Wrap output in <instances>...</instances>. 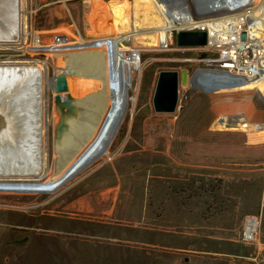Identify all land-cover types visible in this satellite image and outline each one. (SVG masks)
Segmentation results:
<instances>
[{
    "label": "rangeland",
    "instance_id": "rangeland-1",
    "mask_svg": "<svg viewBox=\"0 0 264 264\" xmlns=\"http://www.w3.org/2000/svg\"><path fill=\"white\" fill-rule=\"evenodd\" d=\"M111 1L122 0H26L24 48H0V60L46 64L45 154L52 168L40 179H0V264H178L179 254L194 250L207 253L187 264H264V227L258 222L255 239L244 242L239 221L257 215L255 169L264 163V139L256 133H264V122L244 118L221 127L219 117L210 122L207 112L217 102L244 100L264 110V98L254 89L210 91L179 82L175 111L154 112L159 71L186 70L191 77L197 68L216 67L218 55L178 46L176 33L183 27L170 31L169 43H137L134 37L162 26L152 23L155 14L140 23L129 18L128 31L136 28L137 34H109L114 29L103 6ZM15 3L0 0V39L17 33ZM197 3L185 0L184 6L195 19ZM153 4L180 23L178 12ZM33 35L43 45L32 47ZM64 37L71 42H54ZM61 67L71 82L83 77L81 93L56 94L55 69ZM22 76L21 91L36 94L37 79ZM13 78L0 73L6 129L13 126V112L22 110L9 106L18 100L9 86ZM28 147H8L0 168L31 164ZM215 249L250 258L209 254Z\"/></svg>",
    "mask_w": 264,
    "mask_h": 264
},
{
    "label": "bare ground",
    "instance_id": "bare-ground-1",
    "mask_svg": "<svg viewBox=\"0 0 264 264\" xmlns=\"http://www.w3.org/2000/svg\"><path fill=\"white\" fill-rule=\"evenodd\" d=\"M154 1L158 2L162 10H164L165 12L166 11L178 12V14H180L181 16L180 23L179 24L174 23L172 20L169 19V17H167V15L166 17H163V13H161L160 10L157 9L153 4V0H132V2L129 0H122L115 2L111 1V3H108V5L103 6V11L111 19L110 22L111 25H113V29H114V31L109 34H113L114 36H120L126 33L137 34L138 30H136V28H133L134 32L128 31L127 25H130L128 24L129 18L130 17L137 19L139 18L138 22L140 23L141 17L147 18L155 14L151 18L152 23L153 24L161 23L162 26L161 27L157 26L158 28L153 26L154 29H152L151 34L146 36H140L139 34V36L137 35V37H134V39H136V41L139 40V42L137 43L142 44L144 46H157L163 43H169V38H171L170 31L173 29L182 28V27L184 29L193 28L199 25L200 19L202 18L204 19L213 16L215 17L233 11H243L248 16L247 18L248 24L246 30L248 31V38L250 39L246 41V44L249 47L254 48L252 50L253 54H251V51L249 52L250 54H249V58H247V62L257 64L256 68L252 70V74L250 75V77L241 81L227 82L225 81L224 76H219L218 78L220 79V81L215 82L214 84V83H208L207 82L208 80L205 79L206 78L209 79L208 77L214 75L216 72L212 70H201L195 74L194 82L200 84L203 87L202 89L204 90L207 89L210 91H216V90L220 91V89H228V90L254 89L261 97L264 98V0H197L199 6L196 7L198 9L194 7V9H196L197 12L195 14L196 19L193 17V15L189 16L185 13L186 12L184 8L185 0H154ZM131 3L133 4V8L130 7ZM26 9H27L26 0H16L12 12H14L13 14L16 18L19 15L18 23H17V25H19V28L17 29V33L13 37L0 39V48L2 47L13 51L24 48V45L26 43L27 29H28L27 21H26ZM160 16H162L163 18L158 19ZM150 27L151 26H149V29ZM33 39L34 41L32 43L33 44L32 47L38 45L36 40L37 39L36 35H33ZM239 46L240 45H238V50L243 49V46L242 48H239ZM26 50L27 49H23V51L25 52ZM243 59L244 58L241 55V60ZM3 71L5 73L10 72L12 76H14L9 86L19 92L15 97L18 100L12 99L13 100L12 102V100L9 99L12 102L11 104H9V106H17V107L21 106L22 110L17 113L13 112L11 117V120L13 121L12 122L13 126L11 128L6 129L7 125L5 122L6 128L0 130V155L7 156L8 154L7 149L12 145H20L23 147L30 146L28 147V151H31L30 153L33 158V161L31 162V164L24 166H21V164H15L14 166H10L9 168L1 167L0 179L2 180L40 179L46 173H49L52 170V168L47 164V158L45 154L46 135H47L46 90L48 85L46 64L40 63L37 60L12 61V62H8L6 60H0V73ZM23 71L26 74H32V78L37 79L36 80L37 83H33V86H36L35 87L36 94L33 93L31 89H29V92L27 90H26L27 92L21 91V85L18 82V78L21 79V77H23L22 76L24 74L22 73ZM19 73H22V75L19 76ZM74 73L80 74L81 72L79 71ZM55 74H56V79H55L56 83L55 86L53 87H55L54 91H56V94L61 92L63 93L70 92V93L78 94L81 93L83 89L86 87L84 86L85 83H82L83 81H80V79L83 78L82 76L78 81L71 82V79L69 80L67 78L66 76L67 71H65L63 67L55 69ZM77 76L79 77V75ZM93 85L94 82L91 83L89 86H93ZM35 108L38 111L37 114ZM3 113L4 111L3 112L0 111V118L2 121L4 120ZM26 117L30 118L27 121L28 123H26V119H25ZM244 118L245 116L243 115V113L235 114L233 116L220 115V117L217 118V123L222 127L225 121L233 122L234 120H236L235 122H233L236 123L237 119H244ZM263 122L264 121H258V123H263ZM233 123L230 124L235 125ZM24 129L26 130L28 129V131L30 132L26 130L24 131ZM251 133H252L251 135H253V132ZM256 134H258L259 137H262L261 139H264V133H256ZM39 153H41V156L39 155ZM8 156L6 158H8ZM254 224L255 222L254 219L252 218L247 223V227L251 228L252 226H255Z\"/></svg>",
    "mask_w": 264,
    "mask_h": 264
},
{
    "label": "built area",
    "instance_id": "built-area-1",
    "mask_svg": "<svg viewBox=\"0 0 264 264\" xmlns=\"http://www.w3.org/2000/svg\"><path fill=\"white\" fill-rule=\"evenodd\" d=\"M247 14L243 11H233L224 13L218 16L202 18L198 26L189 28L186 30H201L206 33V43L200 48L217 53V57L214 60L216 67L214 68H197L192 74L191 78L194 80V76L201 70H212L216 73L210 77L207 82L214 83L220 81L219 76H225V81H241L252 74V70L256 68V63L247 62L249 58V52L253 54V47H249L246 44L248 38L247 27ZM245 32V40H240V34ZM37 43L43 45L39 36H36ZM56 38V36L54 37ZM71 42L70 38L64 37L62 40L58 38L54 41L56 44H65ZM243 46V49L238 50V45ZM241 55L243 60H241ZM140 59V53H138ZM223 73V74H222ZM206 76V75H204ZM204 78V77H203ZM254 219L255 226L251 228L247 227L249 220ZM257 231V218L256 216L249 215L245 219L243 230L240 235V239L244 242H250L255 239Z\"/></svg>",
    "mask_w": 264,
    "mask_h": 264
},
{
    "label": "water",
    "instance_id": "water-1",
    "mask_svg": "<svg viewBox=\"0 0 264 264\" xmlns=\"http://www.w3.org/2000/svg\"><path fill=\"white\" fill-rule=\"evenodd\" d=\"M246 38L245 32L240 34V40ZM178 46H202L206 43V33L201 30H180L176 33ZM242 48V45L239 46ZM179 82L188 84L194 88L202 89L200 84L194 82L188 76L186 70L180 73L176 70H161L157 74L155 87L152 95V107L157 113H172L175 111L178 102ZM5 128V122L0 118V130Z\"/></svg>",
    "mask_w": 264,
    "mask_h": 264
},
{
    "label": "crops",
    "instance_id": "crops-1",
    "mask_svg": "<svg viewBox=\"0 0 264 264\" xmlns=\"http://www.w3.org/2000/svg\"><path fill=\"white\" fill-rule=\"evenodd\" d=\"M209 114H210V122L213 121V119L217 117H220V115H223L225 112H228V113H243V115L245 116V118L247 120L251 119V120H254V121H264V110L263 109H257L255 108V106L253 105V103L249 100H244V101H240V102H230V103H215L213 104L210 109H208L207 111ZM215 115V116H214ZM246 142L247 143H250L248 142V140L246 139ZM245 164V168H248L249 166V163H242V165ZM264 163L261 164V167L255 169L258 171L259 173V176L257 177L258 180H257V183H258V192H257V195H258V202H257V208H256V213L257 215H254L256 216L257 218V223H259V226L261 227H264ZM225 169H228L227 167H225ZM246 172H249V171H246ZM116 187V186H114ZM246 217L249 216L247 214H245ZM244 215V216H245ZM245 217V219H246ZM259 218V220H258ZM245 219L242 221L241 219H239L240 221V224L241 222L243 223L242 226H244V223H245ZM238 221V222H239ZM239 224V225H240ZM261 245L264 246V241L260 243ZM260 249V247H259ZM186 250V249H184ZM260 252V251H259ZM175 253V252H174ZM207 251H203V250H194L193 253L191 254H187L185 255L186 253H183V254H179V256H181L183 258V261L181 263H178V264H187L191 259L192 257L193 258H200L202 255L201 254H206ZM209 254H221V255H224V256H227V255H232L234 256L235 258H241V259H249L250 257L245 255L244 252H240L239 253H236V254H231L230 252L228 251H218L217 249H215L214 251H209ZM257 254H259L257 252ZM201 259V258H200ZM215 259V258H213ZM217 260V259H215Z\"/></svg>",
    "mask_w": 264,
    "mask_h": 264
}]
</instances>
